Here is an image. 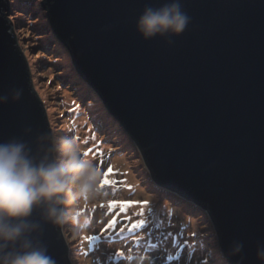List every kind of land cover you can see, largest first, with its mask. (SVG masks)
<instances>
[{"label": "water", "instance_id": "obj_1", "mask_svg": "<svg viewBox=\"0 0 264 264\" xmlns=\"http://www.w3.org/2000/svg\"><path fill=\"white\" fill-rule=\"evenodd\" d=\"M77 70L131 135L154 180L202 204L231 263L261 264L264 242V0H181L186 30L145 40L136 19L170 0H43ZM0 0V143L16 138L39 159L51 130L42 97ZM9 22V23H8ZM21 90L19 100L11 94ZM31 131L26 132L25 129ZM37 236L56 264H72L63 229ZM239 256H228L233 241Z\"/></svg>", "mask_w": 264, "mask_h": 264}, {"label": "rangeland", "instance_id": "obj_2", "mask_svg": "<svg viewBox=\"0 0 264 264\" xmlns=\"http://www.w3.org/2000/svg\"><path fill=\"white\" fill-rule=\"evenodd\" d=\"M45 8L47 7L43 0H9L6 16L9 17V22L11 21L19 40L20 49L29 64L34 87L43 99L51 130L67 136L78 135L79 139L85 140L82 148L88 152L93 163L100 166L103 173L112 166L111 161L113 163L114 160L123 164L124 167H128L126 171L131 170L130 178L138 191L135 195L136 198L141 197V201H148L154 216H156V212H159V217L163 216L168 223L167 228L160 225L157 229L150 222L147 227L138 229L135 234L125 232L124 236L118 235L119 229L124 226L123 223H119L114 230L101 235L102 229L112 219L115 212L119 211V208H116L112 214L105 215L108 212L109 201H128L125 194L128 195L129 192L135 191L133 187L131 190L126 187L128 185L126 180L118 174L122 173L120 170L112 169L111 180H115L117 183L112 186L106 185L104 188L109 192L115 189L117 196L106 200L103 207L100 206L101 204H97L92 213L94 224L86 231L89 236L101 235V239L92 245L88 243L84 247L81 239L77 236L73 238V230L70 225L63 228L64 236L71 250L72 264H84L85 260L90 258L93 253H96V257H98V264H136L137 253L146 257L143 264H201L203 261H209L210 264H233L222 249L219 234L214 225L204 221V208H202V213H197L193 207L190 208L184 203H191V201L173 197L180 195L176 191L160 189L158 192L151 188L153 185L155 186V183L153 184L150 174L141 160L134 142L125 132V128L119 120L110 114L97 91L77 70L66 44H63L53 31L51 34L49 31H45L50 27L48 10ZM38 29L42 30L38 31ZM66 92L72 94L77 99L78 105L87 112V119L78 130L67 128L63 123L69 118L70 111V108L63 105ZM101 102L102 104H100ZM90 124L91 133L88 134ZM93 135H96L95 139L92 138ZM121 181L125 183H120ZM121 194L125 195V200L118 199ZM149 197L153 200L152 205H150ZM130 201H136V199ZM191 204L193 205V203ZM153 206H157V209ZM163 206H166V214L161 210ZM138 211V205L132 206L128 208L126 215L132 217L134 221L140 219L135 215ZM124 215V213L121 214V220ZM193 229L197 232L195 233ZM150 230L151 238L148 236L146 243H143L142 240L138 243L136 237H140L142 232L148 235ZM168 232L179 237L174 248L170 247V244H166L167 240H163V235ZM194 233L199 240L204 241L202 245L196 246V242L190 249L179 247L184 243V237L193 236ZM109 236L112 239H108ZM149 239L158 247L149 249ZM92 248L93 250H90ZM95 250L96 252H94ZM117 252H123L124 257L118 256ZM177 252L180 253L179 260L168 259L170 255L175 256ZM129 255L134 257L132 261L126 259Z\"/></svg>", "mask_w": 264, "mask_h": 264}, {"label": "clouds", "instance_id": "obj_3", "mask_svg": "<svg viewBox=\"0 0 264 264\" xmlns=\"http://www.w3.org/2000/svg\"><path fill=\"white\" fill-rule=\"evenodd\" d=\"M47 16L50 27L45 31L50 34L53 31L62 41L52 27L49 11ZM190 22L191 17L183 10L181 0H170L159 7L146 5L136 19L135 27L145 40L159 36L168 38V43H172L170 37L182 34ZM87 83L90 84L88 80ZM21 94V90H14L11 99L19 100ZM8 99V95H0V104ZM101 100L103 102L102 97ZM125 132L131 138L128 131ZM36 143L38 152H43L39 159L32 155L24 141L13 138L0 143V264H56L47 254L46 247L33 235L40 229L38 222L29 219L34 210L40 211L43 221L60 229L70 225L75 238L94 224L92 213L97 204L102 205L110 197L117 196L115 189L109 192L103 187L104 173L86 154L82 148L85 140L79 139L78 135L67 136L49 131L38 135ZM111 165L114 170H117V165L121 170L127 168L116 160L111 161ZM150 178L155 183L151 187L155 191L173 190L160 186L151 174ZM124 196L121 194L118 199L125 200ZM154 208L157 209V206ZM204 212L211 220L208 211L204 209ZM243 247L242 242L233 241L228 256H239ZM136 255V264H143L146 257L140 253ZM256 255L264 264V242L257 241ZM242 261L241 256L237 264H242Z\"/></svg>", "mask_w": 264, "mask_h": 264}, {"label": "snow or ice", "instance_id": "obj_4", "mask_svg": "<svg viewBox=\"0 0 264 264\" xmlns=\"http://www.w3.org/2000/svg\"><path fill=\"white\" fill-rule=\"evenodd\" d=\"M93 139H95V136H93ZM91 151V149H89ZM88 155V152H86ZM102 155V153H101ZM112 173V168L111 166L108 168V170L104 173V180L102 182L103 187L107 186H112L117 183L115 180H108V175ZM120 183H125L124 181H121ZM126 187L129 188V190L132 189V186L126 185ZM139 206V211L135 213L136 216L140 217V219L137 220H132V217L127 216V210L129 207L132 206ZM103 207V204L100 205ZM116 208H119V211L115 212V215L112 216V219L108 221L107 225L102 229L101 235L104 232H109L110 230H114L119 223H123L124 226L119 229V236H124L125 232L129 234H135L138 229H144L147 227L150 222L155 221V216L153 214V209L149 207V202L148 201H109L108 203V212L107 214H112ZM124 213L125 215L123 216L121 220V214ZM163 223V221H159L155 223V227L159 229L160 225ZM101 235H93L86 237L85 239L89 242L90 245H92L94 242L98 241L101 239ZM173 234L171 232H168L167 234L163 235V240H167L169 237H171ZM195 235V233L193 234ZM149 238L152 236V232L149 231L148 233ZM108 239H112L111 236L108 237ZM137 242L139 243L140 240L143 239V237H136ZM158 245L153 244L151 242V239L148 241V248L149 249H154L157 248ZM179 247H187L191 248L192 245L189 244L187 240L184 241L182 245H179ZM118 256L124 257L123 252H117L116 253ZM128 261H132L134 259L133 256L129 255L126 257ZM169 260H179L180 259V253L177 252L175 256H169Z\"/></svg>", "mask_w": 264, "mask_h": 264}, {"label": "bare ground", "instance_id": "obj_5", "mask_svg": "<svg viewBox=\"0 0 264 264\" xmlns=\"http://www.w3.org/2000/svg\"><path fill=\"white\" fill-rule=\"evenodd\" d=\"M62 43L64 44V42H62ZM64 95H65V97H64L63 105L65 107H67V108H70V111L68 113L69 118L67 119V121H63L64 126L67 127V128L73 129V130H78L80 128V125H83L85 123V121L87 119V117H86L87 112L85 110H83L80 107V105H78L77 99H75L72 94H70L69 92H66ZM100 104H102V102ZM73 125H75V127H73ZM90 133H91V124L89 125V130H88V134H90ZM93 136L96 137V135H93ZM93 136H92V138H93ZM115 167H116L117 170H120L122 172V173H118V174L120 176L124 177V179L126 180L127 184L132 186L133 189L135 190L134 192H129L130 194H128V200L130 201L131 199H136V201H141V197H137L136 198V196H135L138 193V191L134 187V182L130 178L131 170L126 171V168H124V170H121L119 165H117ZM111 168L113 169V167H111ZM111 176H112V174L108 175V177H107L108 180H111ZM152 203H153V200L150 198V205H152ZM161 208H162L161 209L162 212L164 214H166L165 213L166 212V206H163ZM158 209H160V208H158ZM159 215H160V213L156 212L155 221L152 222L153 225H155L156 222L163 221V223L161 224L162 227L163 228H167L168 227V223L166 222L165 218L163 216L159 217ZM192 223H193V221H192ZM193 230H194L195 233L197 232V230H195V229H193ZM77 237L78 238L80 237L84 247H86V244H88L89 242L85 238L89 237V234H87V232L85 231V232H83L81 235H79ZM140 237H143L142 242L146 243V239L148 238L147 233L142 232ZM219 238H220V236H219ZM178 240H179L178 235H174L173 234L171 237H169L167 239V243L166 244L167 245L170 244V247L174 248L176 243L178 242ZM184 240H187L189 242V244H191L192 246L195 245L196 242H197L196 246H200L204 242V241L199 240V238H198V236L196 234L193 235V236H189V237L186 236V237H184ZM90 250H93V248L90 249ZM96 250L94 252H96ZM97 259H98V257H96V253H93L90 258H87L85 260L84 264H98ZM201 264H210V263H209V261H203ZM233 264H237V262L234 260Z\"/></svg>", "mask_w": 264, "mask_h": 264}, {"label": "trees", "instance_id": "obj_6", "mask_svg": "<svg viewBox=\"0 0 264 264\" xmlns=\"http://www.w3.org/2000/svg\"><path fill=\"white\" fill-rule=\"evenodd\" d=\"M49 28V27H48ZM125 195H127V194H125ZM175 199H185L184 197H182V196H179V195H177V196H173ZM186 205H189V207L190 208H192L193 207V209L197 212V213H202V204L200 205H198V204H196V203H194V202H191V203H193V205L191 204V203H188V202H184ZM203 219H204V221H208V222H210V220H209V216H208V214L207 213H203Z\"/></svg>", "mask_w": 264, "mask_h": 264}]
</instances>
